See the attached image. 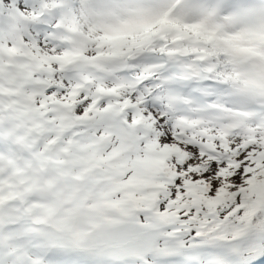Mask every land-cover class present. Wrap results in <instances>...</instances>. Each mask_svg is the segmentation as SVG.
<instances>
[{
    "label": "snow or ice",
    "instance_id": "1",
    "mask_svg": "<svg viewBox=\"0 0 264 264\" xmlns=\"http://www.w3.org/2000/svg\"><path fill=\"white\" fill-rule=\"evenodd\" d=\"M0 264H264V0H0Z\"/></svg>",
    "mask_w": 264,
    "mask_h": 264
}]
</instances>
